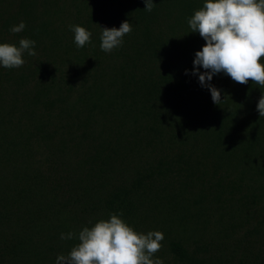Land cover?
<instances>
[{"label":"trees","instance_id":"obj_1","mask_svg":"<svg viewBox=\"0 0 264 264\" xmlns=\"http://www.w3.org/2000/svg\"><path fill=\"white\" fill-rule=\"evenodd\" d=\"M204 2L0 0V42L37 52L0 65V264H56L78 242L61 234L112 213L164 234L161 264H264V89L220 72L218 105L193 74ZM125 20L102 51V27Z\"/></svg>","mask_w":264,"mask_h":264},{"label":"clouds","instance_id":"obj_2","mask_svg":"<svg viewBox=\"0 0 264 264\" xmlns=\"http://www.w3.org/2000/svg\"><path fill=\"white\" fill-rule=\"evenodd\" d=\"M145 10L151 12L154 0H144ZM191 32H198L206 44L195 54L193 74L199 73V82L208 87L214 103L221 105V90L211 85L213 75L220 72L240 84L250 80L264 89V0H205L203 6L188 19ZM21 21L10 28L17 34L25 29ZM74 42L78 48L91 43L92 34L85 27L71 25ZM132 31L129 20L117 27H102L100 48L106 53L119 47L125 35ZM35 41L21 38L19 46L0 42V65L20 68L24 54L36 56ZM206 71L200 73V67ZM257 111L264 117V95L259 99ZM85 226L78 233L61 234V239L78 242L67 254H60L56 264H161L153 256L162 247L161 231L137 232L112 213Z\"/></svg>","mask_w":264,"mask_h":264}]
</instances>
